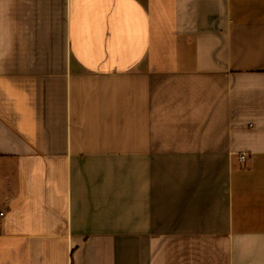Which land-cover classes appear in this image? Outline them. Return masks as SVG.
<instances>
[{
    "label": "crops",
    "instance_id": "obj_1",
    "mask_svg": "<svg viewBox=\"0 0 264 264\" xmlns=\"http://www.w3.org/2000/svg\"><path fill=\"white\" fill-rule=\"evenodd\" d=\"M0 264H264V0H0Z\"/></svg>",
    "mask_w": 264,
    "mask_h": 264
},
{
    "label": "built area",
    "instance_id": "obj_2",
    "mask_svg": "<svg viewBox=\"0 0 264 264\" xmlns=\"http://www.w3.org/2000/svg\"><path fill=\"white\" fill-rule=\"evenodd\" d=\"M241 159L242 160H245V155H241Z\"/></svg>",
    "mask_w": 264,
    "mask_h": 264
}]
</instances>
